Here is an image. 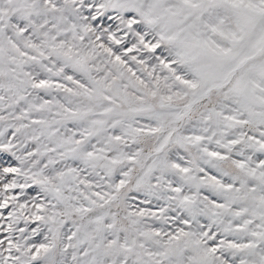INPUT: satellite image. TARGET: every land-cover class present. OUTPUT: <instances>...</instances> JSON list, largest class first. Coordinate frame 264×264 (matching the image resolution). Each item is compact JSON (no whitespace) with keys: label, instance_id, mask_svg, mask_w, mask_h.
Here are the masks:
<instances>
[{"label":"snow or ice","instance_id":"snow-or-ice-1","mask_svg":"<svg viewBox=\"0 0 264 264\" xmlns=\"http://www.w3.org/2000/svg\"><path fill=\"white\" fill-rule=\"evenodd\" d=\"M0 264H264V0H0Z\"/></svg>","mask_w":264,"mask_h":264}]
</instances>
